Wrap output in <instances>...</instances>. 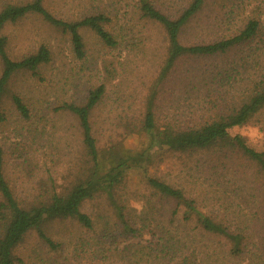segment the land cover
I'll return each instance as SVG.
<instances>
[{
    "label": "rangeland",
    "instance_id": "1",
    "mask_svg": "<svg viewBox=\"0 0 264 264\" xmlns=\"http://www.w3.org/2000/svg\"><path fill=\"white\" fill-rule=\"evenodd\" d=\"M30 1L0 0V10L8 4ZM152 1L175 16L189 0ZM221 1L223 10L234 13L229 14L232 20L229 33L236 30L240 17L253 13L257 4L255 0ZM218 2L220 0H211L186 26L181 35L182 43L210 41L220 36L215 26L220 11L215 5ZM44 5L65 20L104 13L109 17L106 28L114 34L118 44L108 47L92 29L83 27L80 32L85 56L77 59L70 35L37 13L9 22L2 29V34L8 38V53L14 59L35 52L41 44L47 45L52 53V59L39 68L38 74L26 70L15 72L0 100V146L5 153V174L16 185L20 199L28 195L32 199L35 193L50 192L51 188L64 192L86 176L90 160L83 145L80 121L75 114L59 107L63 103H84L90 89L100 83L106 85L107 93L92 116L99 140L100 162H108L103 152L112 143L122 151L145 147L147 137H126L121 123L126 118L138 120L142 117L147 93L163 79L167 54L165 31L141 15L139 0H44ZM233 56L234 53L228 54L224 61ZM222 60L221 57H201L178 62L162 85L163 93L156 110L159 133L166 135L163 123L169 117L183 121L184 112L186 115L192 112L198 118L206 117L205 89L197 82L183 89L181 80L186 74L200 73ZM1 72L0 60V75ZM192 88L195 92L188 91ZM14 94L27 104L29 119L18 112L13 102ZM230 132L243 135L249 145L263 150L264 107L249 123L233 127ZM233 156L232 161L215 162L213 153L164 151L161 160L148 168V173L182 187L187 195L199 194L197 205L207 211L210 202L218 199L210 197L211 194L218 193L231 203H238L242 202L252 181L257 184L263 181L252 163L238 154ZM41 181L46 183L41 185ZM124 181L116 191V198L126 218L133 220L147 210L146 173L134 170ZM261 193L258 202L264 199L263 191ZM133 202L142 207L138 210ZM236 208L237 205L233 206L230 212L234 213ZM81 209L92 218L93 228L88 229L72 218L49 222L45 229L56 248L41 239L36 231H30L16 249L22 264H125L121 252L125 243H135L137 252L141 248L138 244L148 245V241L155 238L152 231L145 232L142 237L126 238V234H120L122 225L118 211L106 194L88 199ZM105 252L110 259L105 258L109 257ZM142 259L141 264H159L148 263L147 254Z\"/></svg>",
    "mask_w": 264,
    "mask_h": 264
},
{
    "label": "trees",
    "instance_id": "2",
    "mask_svg": "<svg viewBox=\"0 0 264 264\" xmlns=\"http://www.w3.org/2000/svg\"><path fill=\"white\" fill-rule=\"evenodd\" d=\"M210 1L189 0L180 13L173 16L158 8L152 0H139L141 15L157 23L165 31L168 41L165 76L147 93L142 117L138 120L126 118L121 123L126 137L146 136L145 147L122 151L112 143L103 152L108 162H100L99 140L92 116L106 97L104 83L91 88L84 103H63L59 107L78 117L83 145L90 160L86 176L66 191L51 188L50 192L35 193L32 199L29 195L20 199L16 185L5 174V153L0 146V264L23 263L16 255V249L33 230L56 248L45 229L51 221L72 218L88 229L93 228L92 218L81 207L98 194H106L116 207L122 225L120 234H126V238L142 237L145 232L152 231L155 236L148 245L138 244L141 252L139 249L136 252L135 243H125L121 249L125 264H141L146 254L148 263L159 264H264V199L258 202L261 192L264 193V149L257 150L243 135L230 132L233 127L249 123L264 107V0H255L253 13L240 17L236 21V30L230 33L232 20L229 14L234 13L223 10L224 4L220 0L215 4L220 8L215 19L220 36L210 41L182 43L183 30ZM29 13H37L67 32L77 59L85 56V43L80 32L83 27L92 29L108 47L114 48L118 44L114 34L106 28L109 17L104 13L65 20L47 9L44 0L8 4L0 10V100L15 72L26 70L38 74L39 68L52 59L51 50L45 44L20 59L9 55L8 38L2 34V29ZM230 53L235 56L224 61ZM201 57H221L223 60L200 73L184 75L181 84L184 89L197 82L205 89L203 97L208 113L206 117L198 118L192 112L187 115L184 112L183 121L167 118L163 123L166 131L163 136L158 131L156 112L163 93L162 85L179 61ZM13 102L20 115L29 119L30 112L24 100L14 94ZM164 151L213 153L215 162L232 161L233 155L238 154L256 167L263 181L260 184L252 181L249 191L245 190L242 202L238 203H231L214 192L210 197L218 199L211 201L207 211H203L197 205L199 194L187 195L182 187L148 173V168L161 160ZM134 170L145 171L149 195L147 210L132 220L124 215L116 191ZM45 183L41 181V185ZM235 205L234 213L230 212ZM105 258L110 259V256Z\"/></svg>",
    "mask_w": 264,
    "mask_h": 264
},
{
    "label": "clouds",
    "instance_id": "3",
    "mask_svg": "<svg viewBox=\"0 0 264 264\" xmlns=\"http://www.w3.org/2000/svg\"><path fill=\"white\" fill-rule=\"evenodd\" d=\"M133 207H135L139 210L142 206L140 204L133 202Z\"/></svg>",
    "mask_w": 264,
    "mask_h": 264
}]
</instances>
